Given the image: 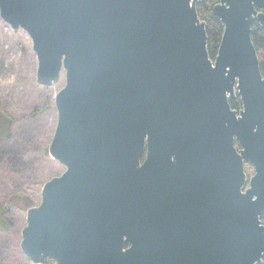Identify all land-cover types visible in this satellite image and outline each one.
<instances>
[{
    "label": "water",
    "instance_id": "water-1",
    "mask_svg": "<svg viewBox=\"0 0 264 264\" xmlns=\"http://www.w3.org/2000/svg\"><path fill=\"white\" fill-rule=\"evenodd\" d=\"M199 1L0 0L37 83L65 79L48 148L65 171L27 212L30 264L264 263V0L214 7V61Z\"/></svg>",
    "mask_w": 264,
    "mask_h": 264
},
{
    "label": "rangeland",
    "instance_id": "rangeland-1",
    "mask_svg": "<svg viewBox=\"0 0 264 264\" xmlns=\"http://www.w3.org/2000/svg\"><path fill=\"white\" fill-rule=\"evenodd\" d=\"M37 70L38 60L29 36L22 30L16 34L0 17V106L16 122L11 128L10 140L0 139V148L20 146L31 153L30 159L8 164L0 157V203L15 186L25 185L38 207L43 186L65 171L58 162L43 157L45 147L48 146V151L55 134L58 119L55 97L64 87L65 79L52 87H43L37 83ZM27 212L22 213L15 207L10 209L9 230L0 233V264H30L21 251Z\"/></svg>",
    "mask_w": 264,
    "mask_h": 264
},
{
    "label": "trees",
    "instance_id": "trees-1",
    "mask_svg": "<svg viewBox=\"0 0 264 264\" xmlns=\"http://www.w3.org/2000/svg\"><path fill=\"white\" fill-rule=\"evenodd\" d=\"M219 0H207L206 3L198 9V15L202 22L206 24V31L208 36V52L210 58L214 61L217 57L221 41L223 38V34L225 31L224 25L221 23L220 19L215 16L213 12V8L218 3ZM21 31V30H20ZM16 34H19V32ZM252 40L255 45L259 63L261 70L264 73V29H262L257 23L254 24L252 29ZM230 105L233 110L240 111L242 109V103L240 97L237 95L234 100L230 101ZM50 106L49 103L47 107ZM16 122L13 118L8 114L5 107L0 106V139L10 140L11 137V128ZM3 128V129H2ZM47 147H45L43 151V157L49 161H51L50 156L48 155ZM27 149V148H26ZM25 147L22 149L20 146L17 148H0V157L5 159L10 163H13L15 160H26L27 158H31L30 150H26ZM16 158V159H14ZM23 159V160H22ZM52 162V161H51ZM25 185L22 188H16L13 190L8 197L0 203V233H6L9 230L10 222L7 219V215L10 213V209L15 207L19 209L22 213H26L28 210L34 208L36 204H34L33 199L30 193H27ZM22 190L26 192V194L22 193ZM29 192H32L31 190ZM262 224H264V215L261 217ZM53 261L50 258H47L44 261V264H52ZM264 264V263H263Z\"/></svg>",
    "mask_w": 264,
    "mask_h": 264
},
{
    "label": "flooded vegetation",
    "instance_id": "flooded-vegetation-1",
    "mask_svg": "<svg viewBox=\"0 0 264 264\" xmlns=\"http://www.w3.org/2000/svg\"><path fill=\"white\" fill-rule=\"evenodd\" d=\"M207 1V0H206ZM206 1L205 2H201V1H199V2H197V4H196V7H197V12H198V9H201V7L206 3ZM219 2H220V0H219ZM218 2V3H219ZM216 6V5H215ZM214 6V7H215ZM213 10H214V8H213ZM257 13L258 14H263L264 13V11L262 10V9H259V8H257ZM255 23H257L262 29H264L262 26H261V24H260V22L258 21V20H256L254 23H253V26H254V24ZM253 26H252V29H253ZM253 41V40H252ZM254 44V43H253ZM255 46V45H254ZM256 49V48H255ZM145 160V159H144ZM144 160L142 161V163H144ZM245 172H246V175H247V178H246V185H245V187H244V189H243V192H245L247 189H249L250 188V182H251V180H252V178L255 176V174H256V172H255V168L253 167V166H251L250 164H245ZM264 215V213L262 214V216ZM261 216V217H262ZM264 225V224H263ZM52 260V259H51ZM53 261V260H52ZM52 264H54V261H53V263Z\"/></svg>",
    "mask_w": 264,
    "mask_h": 264
}]
</instances>
